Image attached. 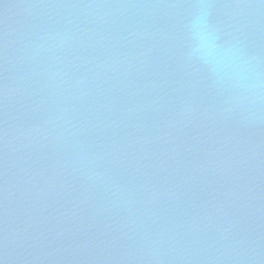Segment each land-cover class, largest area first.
Segmentation results:
<instances>
[{
	"label": "water",
	"instance_id": "1",
	"mask_svg": "<svg viewBox=\"0 0 264 264\" xmlns=\"http://www.w3.org/2000/svg\"><path fill=\"white\" fill-rule=\"evenodd\" d=\"M0 264H264V0H0Z\"/></svg>",
	"mask_w": 264,
	"mask_h": 264
},
{
	"label": "clouds",
	"instance_id": "2",
	"mask_svg": "<svg viewBox=\"0 0 264 264\" xmlns=\"http://www.w3.org/2000/svg\"><path fill=\"white\" fill-rule=\"evenodd\" d=\"M204 49H205V54L208 55V56H214L215 53L213 52L212 48L205 44L204 45ZM231 56L232 54L231 53H225L224 56H223V59L225 60H228V59H231ZM238 71L240 73H245L247 71V68H246V63H243L241 65L238 66Z\"/></svg>",
	"mask_w": 264,
	"mask_h": 264
}]
</instances>
